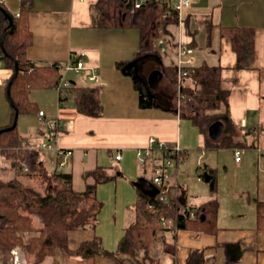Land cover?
<instances>
[{"label": "crops", "instance_id": "crops-1", "mask_svg": "<svg viewBox=\"0 0 264 264\" xmlns=\"http://www.w3.org/2000/svg\"><path fill=\"white\" fill-rule=\"evenodd\" d=\"M96 2H31L29 23L33 42L27 49L28 59L37 64L61 63L65 66L72 53L84 52L87 67H96L99 73L98 82L89 81L87 71L80 75L74 71L66 73L74 85L89 89L87 95L97 89L99 108L96 101L89 100L86 107L80 109L72 91L64 102L60 101L56 88L30 92V99L39 111L45 112V118L60 120L58 144L64 152L59 154V150H51L56 166L49 170L65 168L64 173L72 175V188L78 192L96 185L97 199L103 204L95 225L71 230L68 244L75 250L81 243L98 236L102 250L108 253L82 258L72 257L66 250L58 248L52 255L53 264H121L120 261L125 259L130 264L145 263L143 251L133 257L127 251L119 252V247L135 219L138 191L152 192L153 186L156 188L152 180L162 162L161 151L155 150L145 164L137 157V151L147 147L151 137L178 144L185 154L174 163L169 183L184 187L190 206L197 207L214 197L219 202L218 229L214 233L192 228L159 231L151 252L158 264H187L193 249L203 250L211 264H264V221L259 224L257 210L258 202H264V0H194L195 3L183 10L181 20L169 26L172 40L165 39L168 50L161 58H146L141 65L135 58L139 31H135L136 28L97 27L93 17ZM0 3L11 13H19L21 0H0ZM202 15H206L209 31L206 38L201 40L198 35H192L191 40L185 39L191 19ZM221 26L255 29L250 67H237L232 41L221 36ZM179 40L193 49L192 65L222 67L221 76L231 85L229 105L236 124L235 138L251 145L207 148V137L193 124L188 109H184V96L179 91L183 82L191 79L186 76L179 84L177 75L172 80L165 73L164 67L170 65L177 71ZM204 40L207 41L206 49L201 46ZM130 62H135L137 67L133 65L132 72L128 73L126 66ZM136 69L144 80L153 69L162 73L154 89L155 104L151 107L140 104L134 78ZM11 75V69L0 66V128L12 122V106L6 91V82ZM51 90L57 91L54 95L49 94L52 102L39 105L36 98L41 95L38 92L50 93ZM18 120L24 127L29 121L28 127L35 129L28 134L19 130L18 150L21 147V150H30V146H38L45 139L46 125L40 121L38 113L21 114ZM245 128H248L247 134H243ZM236 150L242 152L238 161ZM118 151L122 154L120 159L115 157ZM199 166L215 169V194L209 185L203 184L206 180L198 175ZM151 168L154 174L149 176ZM191 176L193 181L188 178ZM142 178L150 184L137 185Z\"/></svg>", "mask_w": 264, "mask_h": 264}, {"label": "trees", "instance_id": "trees-1", "mask_svg": "<svg viewBox=\"0 0 264 264\" xmlns=\"http://www.w3.org/2000/svg\"><path fill=\"white\" fill-rule=\"evenodd\" d=\"M32 0H21L19 13H11L2 3L0 6L10 15L12 25L0 9V66L12 70V75L6 82V91L10 79L18 64V73L10 87V94L14 102L12 106V122L15 121L16 110L19 115L39 113V108L30 99V92L34 89L55 88L63 75V64H37L27 57V49L33 42L30 29L29 15L32 10ZM96 14L94 24L104 29L136 28L139 31V49L136 53L139 64L146 58L163 56L158 40L164 37L168 42L172 40L170 25L179 21L174 0H147L140 8L134 7V0H97L94 4ZM12 29L4 38V29ZM222 37H229L232 47L237 54V67H250L249 60L254 54L255 29L248 26H221ZM9 56H7V55ZM170 79L175 80L177 71L175 66L164 67ZM222 67L217 65L199 64L188 66V82H183L179 90L184 96L185 106L190 118L199 131L207 137L206 146L211 149L251 145L246 141H238L236 124L230 114L229 96L231 85L221 76ZM193 81V82H192ZM136 88L142 106L151 107L155 104V90L146 81H137ZM87 88L74 85L71 91L79 108L86 107L91 100L100 107L97 89L87 95ZM68 98V97H67ZM67 98L61 97L66 101ZM92 98V99H89ZM94 105V104H93ZM94 108L95 110V106ZM95 114V112H93ZM215 122L222 123V133L219 138H212L209 128ZM7 127V126H6ZM248 128L243 134H247ZM21 135L18 125L15 128L0 133V149L7 158L14 157L12 167L15 175L3 178L0 175V264H9L11 251L15 247L21 248L26 257L33 256L28 264H43L45 259L62 248L72 257L88 258L98 253H108L101 248L100 237L85 241L73 250L68 244V234L71 230L93 227L103 206L97 199L96 185L88 186L83 192L72 188L71 173H64L57 169L49 170L45 166L43 153L39 150H19ZM173 156L174 162L184 157ZM165 153L161 152V157ZM182 156V157H181ZM181 157V158H180ZM148 161V160H147ZM24 164L30 173L39 172L48 181L46 192L41 193L32 186L23 183L19 174L24 173ZM200 177L210 176L208 181L210 191L215 194L217 189L216 171L212 167L199 166ZM62 181L61 186L55 185L54 180ZM167 201L159 200L158 195L146 191H138L134 206L135 219L128 227L122 239L119 252H128L133 257L139 251L144 253V261L158 264L151 256L154 243L159 231L171 229L164 227L159 214L163 212L174 222L175 229H197L214 233L218 229L216 224L219 202L211 198L197 207L188 203V194L183 186L169 184L165 192ZM149 204L155 205V211L149 209ZM258 222L264 221V202L257 205ZM194 212V216H191ZM39 222V226L36 222ZM36 232V235L29 233ZM131 259V258H130ZM121 260V264H130ZM143 261V262H144ZM135 264V263H133ZM187 264H211L205 258L201 249H193L188 256Z\"/></svg>", "mask_w": 264, "mask_h": 264}, {"label": "built area", "instance_id": "built-area-1", "mask_svg": "<svg viewBox=\"0 0 264 264\" xmlns=\"http://www.w3.org/2000/svg\"><path fill=\"white\" fill-rule=\"evenodd\" d=\"M147 0H134V7L140 8ZM194 0H174V8L178 12L179 20H181L182 12L186 7H189ZM158 44L160 46V50L162 53L168 50V45L164 37H160L158 40ZM177 79L178 83L181 84L182 79L188 75V66L192 65L193 58L191 54L193 49L185 42L178 41L177 42ZM84 52H74L70 55V60L64 66V73L55 87L60 94V101L63 98H67L71 92V87L74 85L72 80L69 79L66 75L69 71L76 72L77 75H80L87 71V79L89 81L98 82L99 81V73L96 67H87L83 56ZM38 117L40 121L44 122L46 125V135L45 139L42 140L38 146H30L29 148L35 149L38 147L39 150H59V154H62L64 151L60 149L58 144V139L60 136V120L58 118H45L46 114L43 110H40L38 113ZM155 150H160L165 153V156L162 157V162L160 167L158 168L156 174L153 176V183L158 189L156 195H158L159 200L162 202L167 201V196L165 192L167 191V186L170 184L169 181L171 179V171L174 165L173 156L179 157L182 153V149L178 144H170L165 141H160L156 138L151 137L149 139V144L147 147L143 149H139L137 151V157L140 163L145 164L149 158L153 156V152ZM67 153H71L68 151ZM242 152L240 150H236L235 159L238 161L240 159V154ZM116 159L122 158V154L118 151L115 155ZM24 170H28L27 166L24 164ZM149 209L155 211L156 207L153 204H149ZM191 216H194V212H192ZM159 220L164 227L173 228L175 227L174 222L171 218L166 217V215L161 212L159 214ZM10 264H28L27 257L24 251L15 247L11 251V259Z\"/></svg>", "mask_w": 264, "mask_h": 264}, {"label": "rangeland", "instance_id": "rangeland-1", "mask_svg": "<svg viewBox=\"0 0 264 264\" xmlns=\"http://www.w3.org/2000/svg\"><path fill=\"white\" fill-rule=\"evenodd\" d=\"M193 3H195V2H193ZM187 11H188V9L185 10V16H187ZM203 12H206V11H203ZM207 29H208V27H207V23H206V15L205 16L204 15L198 16L197 18L193 17L191 19L190 30H189V32H187V34H185L184 38L191 40V38H192L191 36L192 35H198L201 40L202 39H205L206 38V35L209 33V31ZM135 31L138 32L137 29ZM206 42L207 41L204 40L202 42V44H201V46L204 49L207 48ZM152 59H154V58H152ZM155 62H157V61H155ZM145 76H147V74ZM56 92L57 91H55V90H51L50 93H45L43 91H39L38 93L41 96H39V97L36 98L37 101H38V104L41 105V106H44L43 104H46V103L49 104L50 101L52 102V99L49 98V94H53L54 95V94H56ZM18 118H20V115H19ZM26 124H27V127H24L23 126V123H21V122L19 123V120H18V123H17L18 130H20L21 132H23L25 134L26 133L28 134L32 130H35V129H32V127H28V125H30L29 121ZM21 149H22V147L19 148V150H21ZM19 150H17V151H19ZM30 150H32V149H30ZM43 153H44V157H45L46 166L48 167V169H53L56 166V163H55V154L51 150H45ZM14 160H15L14 157L7 158L6 156H4L2 154L1 149H0V175H1V177H3V178H9V177H13L15 175V171L16 170L12 167V162ZM59 170L64 172L66 169L65 168H60ZM23 171H24V173L19 174V179L23 183L32 186L33 188L37 189L41 193L46 192V189H47V187H48L49 184H48V181H46V179H44V177H43V175L41 173H39V172L30 173V170L29 169L28 170H24V168H23ZM152 173L154 174V169L151 168L149 170V176ZM187 173H188V171L186 173H184V175H187ZM188 178H190V180L193 181V177L192 176L191 177H188ZM54 182H55V185L57 184L59 187L61 186L62 181L54 180L53 183ZM203 184L209 185L208 181H203ZM108 204H110V203H108ZM36 225L37 226L40 225L38 221L36 222ZM29 234L30 235H36L37 233L36 232H31ZM10 259H11V256L9 258V264H10ZM32 259H33V256H29L28 257V261L29 260L31 261ZM147 263L149 264L150 261H147ZM43 264H53V257L52 256L47 257L45 259V261L43 262Z\"/></svg>", "mask_w": 264, "mask_h": 264}, {"label": "water", "instance_id": "water-1", "mask_svg": "<svg viewBox=\"0 0 264 264\" xmlns=\"http://www.w3.org/2000/svg\"><path fill=\"white\" fill-rule=\"evenodd\" d=\"M0 9L5 13L6 18L10 21V26H11V25H12V19H11L10 15H9V14H8V13H7V12L1 7V6H0ZM11 31H12V29H8V27H6V28L4 29V31H3V33H2V36H1V45H2V46H3V41H4L5 36L7 35V33L11 32ZM6 55H7V54H6ZM7 56H9V55H7ZM135 64H136L135 62H130V63L126 66V71H127L128 73H131L132 70H133L132 67H133V65H135ZM136 67H137V66L135 65V68H136ZM135 71H137V73H134V78H135V80H136V81H146V83H147L151 88H153V89L157 88L158 83H159V81H160L161 78H162V73H161L160 70H158V69H153V70L149 73V75H148V77H147L146 80H144V79L141 78V76H140L139 73H138V69H136ZM17 73H18V64L15 65V72H14V74H13L12 78L10 79L9 84H8V86H7V98H8V100H9L11 106H14V102H13V99H12L11 94H10V87H11V84L13 83V80H14V78L16 77ZM18 117H19V114H18V112H17V110H16V116H15V121H14V123H13L11 126H7V127H2V128H0V133H2L3 131L12 130L13 128H15L16 125H17ZM209 133H210V136H211L212 138H215V139H216V138H219L220 135H221V133H222V123H221V122H215L214 124H212V125L210 126V128H209ZM205 180H206V181H209V180H210V176H205ZM142 183L150 184V182H149L147 179H145V178H142V179H140L138 182H136L137 185H141ZM153 188H154V191H152V192H147V191H146V192H147V193H151L152 195H155V194L158 192V189L155 188L154 186H153Z\"/></svg>", "mask_w": 264, "mask_h": 264}]
</instances>
